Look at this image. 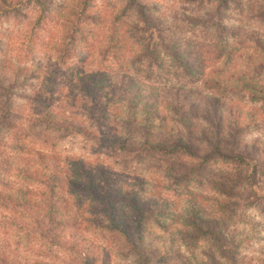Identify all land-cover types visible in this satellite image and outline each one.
<instances>
[{"label": "rangeland", "instance_id": "obj_1", "mask_svg": "<svg viewBox=\"0 0 264 264\" xmlns=\"http://www.w3.org/2000/svg\"><path fill=\"white\" fill-rule=\"evenodd\" d=\"M139 1L147 6L155 25L147 23L128 0H92L88 11L95 18L84 26L85 40L69 61L59 64L53 48L62 32L64 8L71 0H0V67L18 66L19 75L25 77L23 86L16 89L18 96L13 97L10 120L0 125V197L23 192L32 204L29 208L0 205V264H135L131 256L117 252L116 238L98 227L102 218L89 213L84 197L70 193L69 186L60 192V231L54 238L39 231L34 221H43L38 206L41 188L17 175L19 167H37L36 153L44 159L41 169L56 165L66 181L75 177L73 163L82 162L85 168L113 174V181L125 183L128 192L136 191L164 206L160 213L167 219L161 218L163 225L150 226L149 238L161 250L160 264H194L204 260L206 252L225 263L205 238L188 241L189 250L184 249L180 232L186 230L183 217L191 206L204 223L224 217V231L233 240L232 253L240 264H264V170L253 175L250 189H239L240 197H230L238 203L234 213H220L214 199L225 201V197L217 187L236 178L240 169L236 165L211 162L204 182L182 187L164 169L123 160L91 138L56 139L44 125L36 126L37 118L51 114L69 117L92 130L82 108L89 99L78 90L82 79L86 74L100 75L109 86L120 75H128L140 84L190 88L230 104L233 113L240 111L239 122L248 123L244 140L254 145L253 157L262 152L264 102L235 84L227 90L207 91L197 74L188 76L167 57L163 44L177 42L179 49L186 47L188 60L194 59L190 61L195 63L193 69L200 67L202 59L205 76L220 77L229 84L239 77L264 83V54L255 50L253 42L255 38L264 42V0ZM198 16L209 18L203 24L190 20ZM106 130L114 133L115 122ZM259 158L264 163V156Z\"/></svg>", "mask_w": 264, "mask_h": 264}, {"label": "trees", "instance_id": "obj_2", "mask_svg": "<svg viewBox=\"0 0 264 264\" xmlns=\"http://www.w3.org/2000/svg\"><path fill=\"white\" fill-rule=\"evenodd\" d=\"M91 2L92 0H71L65 6L61 17L62 32L53 48L57 63L65 64L69 61L78 44L85 40L84 26L95 18L88 11ZM128 2L136 5L139 15L147 23L156 24L145 4L139 0ZM208 18L198 16L190 20L203 24ZM261 35L264 37V33ZM253 42L255 50L264 54V42L257 38ZM178 47L177 42L163 44L167 57L188 76L197 74L201 86L207 91L227 90L235 84L242 90L246 89L251 98L264 102L262 81L239 77L229 84L220 77L205 76L202 59L198 62L200 67L193 69L195 63L190 61L194 59L188 60L186 47ZM149 54L153 56V53ZM20 70L18 66L0 67L1 126L10 120L13 97L18 96L16 89L23 86L25 77L19 75ZM7 72L12 75L6 76ZM78 90L89 99V104L86 101L82 108L93 131L73 123L69 117L51 114L37 118L36 126L44 125L48 131L56 134V139L75 135L91 138L98 146L123 156V160H134L136 163L146 164V167L149 164L150 168L156 170L164 169L173 183L182 187L192 182H204V172L211 162L236 165L240 168L236 178L225 181L227 185L217 187V192L225 197V201L214 199L220 213H234L238 203L231 198L240 197V188L250 189L254 182L253 175H256L257 170H264V163L259 158L264 156V147L262 152L259 151L253 157L254 145L248 146L244 140L248 123L239 122L242 118L240 111L233 113L230 104L228 107L212 94L205 95L190 88L140 84L128 75H120L107 86L100 75L86 74ZM112 121L116 124V130L109 134L106 127ZM35 155L40 160L39 164H42V155ZM39 164L33 168L19 167L17 175L41 188L38 206L43 221L37 220L34 223L42 234L48 232L54 238L60 231L63 224L60 192L64 186H69L70 193L84 197L89 213L102 218L98 227L116 238V242H119L117 252L122 257L131 256L135 264H160L161 250L155 248L149 238L150 226L163 225L162 221L167 219L160 213L164 211V206L157 201L146 200L136 191L128 192L125 183L113 181V174L102 168L95 169V172L94 169L85 168L82 162L75 161V177L66 181L58 166L48 169V165H44L41 169ZM241 199H245V196ZM30 202L23 192L0 197V205L4 207L29 208L32 205ZM190 211L183 217V227L186 230L180 232L184 249L189 250L188 241L205 238L225 262H216L214 254L206 252L205 259L196 260L194 264H240V259L232 253L233 240L227 238L224 231V217L221 215L219 220L214 218L204 223L194 207L191 206ZM162 217L164 219L161 221Z\"/></svg>", "mask_w": 264, "mask_h": 264}]
</instances>
